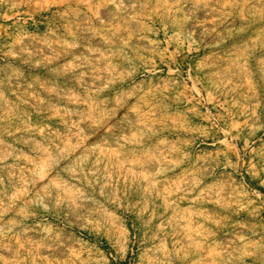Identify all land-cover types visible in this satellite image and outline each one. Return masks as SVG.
I'll return each mask as SVG.
<instances>
[{
    "label": "rangeland",
    "instance_id": "obj_1",
    "mask_svg": "<svg viewBox=\"0 0 264 264\" xmlns=\"http://www.w3.org/2000/svg\"><path fill=\"white\" fill-rule=\"evenodd\" d=\"M0 264H264V0H0Z\"/></svg>",
    "mask_w": 264,
    "mask_h": 264
}]
</instances>
